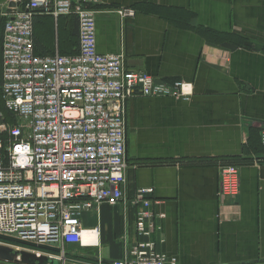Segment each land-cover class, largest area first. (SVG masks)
I'll use <instances>...</instances> for the list:
<instances>
[{"label":"crops","instance_id":"obj_1","mask_svg":"<svg viewBox=\"0 0 264 264\" xmlns=\"http://www.w3.org/2000/svg\"><path fill=\"white\" fill-rule=\"evenodd\" d=\"M8 4L0 0L1 47ZM95 9L99 54L123 52L129 70L194 87L188 102L138 92L127 102L126 194L153 189L165 216L157 250L178 264H264V0H102ZM117 9L135 16L122 21ZM75 22L36 18L35 53L77 54ZM221 162L239 166L236 200L220 195ZM135 222L131 206L87 213L98 247L64 246L65 264L120 260Z\"/></svg>","mask_w":264,"mask_h":264},{"label":"built area","instance_id":"obj_2","mask_svg":"<svg viewBox=\"0 0 264 264\" xmlns=\"http://www.w3.org/2000/svg\"><path fill=\"white\" fill-rule=\"evenodd\" d=\"M101 3L9 0L0 91L12 121L0 112V236L61 248L56 256L25 247L38 257L65 263L66 245L98 247L100 228H84V215L98 212L103 204L131 206L136 209V240L132 243L124 236L121 259L109 264H178L176 257L157 250V220L165 216L153 210V189H139L133 199L127 197L126 115L127 102L137 92L174 99L191 96V85L129 70L123 52L99 54L95 8ZM115 13L122 21L135 16L133 9ZM68 16L79 21L78 53L37 55L35 19L58 21ZM260 142L264 147V129ZM219 172L220 195L236 200L239 166ZM97 264L106 263L100 258Z\"/></svg>","mask_w":264,"mask_h":264},{"label":"water","instance_id":"obj_3","mask_svg":"<svg viewBox=\"0 0 264 264\" xmlns=\"http://www.w3.org/2000/svg\"><path fill=\"white\" fill-rule=\"evenodd\" d=\"M9 6L14 7V4L11 3ZM0 240L6 241L9 243H13V244H16L19 246H23L26 248H31V249H35V250H41V251L49 252L52 254H57V255L62 254L61 248L48 247V246H38L36 244L20 241L18 239L6 237V236H0ZM3 251L11 253V255L14 256V259L12 261H14L18 264H65L58 259H50L49 257L44 256V255L41 257H38L36 254L28 252L26 250L14 251V250H11L9 248H5V247L0 246V253H2ZM3 259L4 258L0 254V261ZM5 261H9V260L6 259Z\"/></svg>","mask_w":264,"mask_h":264},{"label":"rangeland","instance_id":"obj_4","mask_svg":"<svg viewBox=\"0 0 264 264\" xmlns=\"http://www.w3.org/2000/svg\"><path fill=\"white\" fill-rule=\"evenodd\" d=\"M0 50H1V36H0ZM191 89H192L191 93L193 95V91H194L193 85H191ZM192 95L189 96V97L182 96V97H178V98H174V99L175 100H178V101L188 102L191 99ZM233 165L238 166V164L236 165V164H230V163H225V162L223 163V162H221V163L218 164V169L220 170V168H222V167L233 166ZM0 242H1V245H0L1 247L9 248V249L14 250V251H16L15 248L17 246H19V245H16V244H13V243H9V242L3 241V240H0ZM19 247L23 248V246H19ZM23 250H29V249H26L24 247ZM0 254L2 255V257L5 260L6 259L9 260V261H5L3 259V260L0 261V264H18L16 262L12 261L14 259V256L11 255V253L3 251Z\"/></svg>","mask_w":264,"mask_h":264},{"label":"trees","instance_id":"obj_5","mask_svg":"<svg viewBox=\"0 0 264 264\" xmlns=\"http://www.w3.org/2000/svg\"><path fill=\"white\" fill-rule=\"evenodd\" d=\"M75 28H76V31L78 33V30H79V21H78L77 18H76V22H75ZM59 54L60 55H67V54H61V53H59ZM1 73H2V61H1V68H0V85H1ZM0 112H5L4 105H3V101H2L1 91H0ZM6 116L8 117L9 121H12V119L10 118V115L9 114L6 113Z\"/></svg>","mask_w":264,"mask_h":264}]
</instances>
